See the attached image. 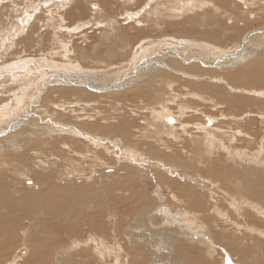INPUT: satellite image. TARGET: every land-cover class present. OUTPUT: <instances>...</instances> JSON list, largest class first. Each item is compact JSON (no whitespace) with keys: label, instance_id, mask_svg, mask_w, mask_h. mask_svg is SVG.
Here are the masks:
<instances>
[{"label":"bare ground","instance_id":"bare-ground-1","mask_svg":"<svg viewBox=\"0 0 264 264\" xmlns=\"http://www.w3.org/2000/svg\"><path fill=\"white\" fill-rule=\"evenodd\" d=\"M12 1L11 5H1L0 7V28L8 22V18H5L8 16L7 14L16 11L14 0ZM25 1L28 5L37 2L38 4L33 6L34 9H37L42 0H38L39 2L35 0ZM49 1L52 0H43V5L38 9L39 14L31 20L29 25L31 16L25 17V20L19 16L16 26L12 29L15 31L13 35H17L18 30H24L21 27L25 28L28 25L26 29L30 37L42 16L45 20V22L42 21V25L46 27L54 28L52 24L55 20H53L52 14L63 22L64 15L71 9L59 13L58 10L64 7V0H54L52 3ZM70 1L72 5L74 0ZM224 1L227 2L224 3ZM234 1L239 2L241 6L238 7L233 2L234 6L228 8L227 5L231 3L228 0L217 2L205 0L202 4L208 5V7L211 5V11L213 13L217 11L221 15L220 19L223 17L225 19L221 21L218 17L213 16L209 19L195 20L193 23L186 21L185 24L187 25L183 30L185 29L188 33L205 34L202 35L204 37L184 35L178 37L171 34L159 38L158 46L152 48L153 52L140 58L128 72L121 76H117L116 73L125 70V61L118 64L109 63L102 68H94L84 67L72 58L67 59V63H55L46 59H41L45 62H37L38 59H26L24 63L31 61L32 64L23 63L15 67L24 74V81L19 83L21 85V89L18 88L20 92L17 93L18 95L14 94L11 102L2 105L1 102L6 100L0 99V125L3 121L7 122L5 120H8L10 116L12 117L17 109L23 106L24 101L28 100L30 107L26 111L27 113L25 112L27 118L20 116L18 121L6 123L0 129V168L8 166L7 169L0 170V264H78L72 260L70 252L85 247L87 249H84L82 253L90 249L94 251V254L97 253L101 257L105 255L104 251L111 253L112 250L113 253H126L124 247H114L115 244H118V240L114 245L109 243L110 247H107L104 246L101 238H96L102 235L103 231L106 232L102 219L98 218L96 214L99 210V204H107V201H110V208L104 205L100 207L104 214L106 210L109 213L111 223L107 231L111 235L114 234L116 238L121 235L124 244H126L125 239H128L130 244L146 237H152L153 240L157 238V242H159L158 251H165L169 255H175L177 252L180 257L177 259L175 257L174 263L187 264L186 259L182 256L186 249L183 243L200 245L204 251L210 249L214 241L206 229L208 227L218 228L219 225H215L216 219H219L220 228L229 226L235 230L236 233L229 234V237L234 239L235 244L232 246L236 248L237 252H242L241 255L239 253L242 264L264 263V169H262L264 160H261L262 157L256 153L264 150L262 148L264 146V88L253 87L260 80L264 81V26L250 30L254 29L249 27L251 23L244 21L243 17L240 16L244 14L251 16L252 4H249L250 6L246 4L247 0ZM127 2L129 3L130 0ZM190 3L193 4L194 0L186 2L187 5L189 4L188 6H191ZM77 5L74 4L72 9L74 10ZM145 5L148 6L147 2ZM234 8L237 11L233 10ZM27 13H29L28 15L31 14V12ZM228 20L231 21L228 22ZM109 23L110 21L102 24L105 26ZM137 23L140 24L138 21ZM19 24L23 26L18 27ZM211 24H214L215 28L212 30L209 28L205 31L207 25ZM155 25L157 26L158 22H155ZM172 25L169 23V26ZM79 26L81 25L75 26L73 30L79 29ZM57 27L60 28L61 26L58 25ZM142 27L144 28L137 32L143 34L149 32V26ZM65 31L72 32L70 28H65ZM111 31L113 30L111 29ZM227 32H232V35ZM5 36L1 38V41L3 38L5 39ZM219 36L221 37L219 38ZM115 38L118 39L116 36ZM128 38L130 37L128 36ZM254 38L260 39L253 40ZM151 40L150 38L142 39L134 48L131 56L135 55L136 51H144L145 45ZM221 41L223 43L231 41V45L227 44L223 47ZM247 41H249V47L245 48L244 46V48L236 49L228 54L234 45L242 46L244 43L247 44ZM250 42H254L251 47ZM255 47L257 48L256 51L253 50ZM72 49H65V58H67V53L73 52ZM157 50L158 52L160 50L170 52V54L154 59L155 63L152 66L141 68L147 62H143L145 58L153 55ZM19 52L21 51L19 50ZM107 52L109 56L113 55L112 49H107ZM222 53H226L228 56L224 57L225 54ZM217 59H219L218 64L213 66L215 68L208 69L200 66L212 61L215 62ZM36 62L45 70L42 69L43 71H41V68L37 70L34 67ZM51 69H57V71L46 75L45 73ZM15 74L11 76L19 77L18 74ZM165 76H168L169 79L162 80L161 77ZM53 81H56L55 83L60 82L62 85L44 86L47 83L52 84ZM165 81L167 82L165 83ZM76 82L81 83L80 85L84 84L86 87L96 86L99 88L105 86L110 90L105 93L91 94L80 86L73 88L65 86L77 84ZM35 86L37 91L40 90L39 86L42 87L45 92L43 97L40 91L38 97H31V90ZM123 87L129 88L131 93L134 92L138 96H142V98L136 99V104L140 106L142 112H149L151 119L153 118L152 121L144 116L141 118L140 114L138 115L140 116L139 119L137 116L132 119L130 116H124V112L118 113V120H116L115 114L110 112L106 116L104 115L103 119L100 118V121H91V125L78 121L79 117L76 113L79 111L84 113V108H96L97 99L110 96L107 93L111 92L112 94V91H116L119 95V91ZM98 88L96 89L98 90ZM182 90L193 97L188 100L183 98L178 102L176 99L187 96L181 92ZM67 92H71L70 95H73V98L67 101L68 103L55 101L57 104H53L52 97L57 99L58 95ZM233 92L238 94H232ZM96 94L100 95L93 99ZM38 98L41 99L43 105L38 109H42L41 112L38 111V113L36 109L37 114L29 113L36 107ZM252 99L255 104L251 103ZM47 103L46 108L45 104ZM171 103L173 108L177 110L175 111L176 115H172L171 110H169ZM62 104H66L65 106L70 109L63 111ZM207 104L223 108L225 112L224 115H221L223 121L218 120L217 116L209 114L203 115L201 122L200 119L196 118V115L199 114L198 109L206 107ZM238 106L248 108L257 106L260 110L257 112L247 111L248 113H245L244 116H242L244 112L236 115L238 114L236 110ZM253 108L252 110H254ZM59 110H62L68 118L51 121L61 115ZM181 110H189V115L180 119L177 114L179 115V112L182 114ZM129 112L133 114V111ZM84 114L88 116L87 118L95 119V115L100 113L93 110V114ZM255 115L260 118V121L252 118ZM165 118H168V121L169 119L172 120L170 127L163 124ZM37 121H50V124L38 126ZM155 121L157 122L155 123ZM180 121L186 122L181 123ZM132 122L134 124H131ZM232 124L235 129L231 128L229 131L234 133L226 132V129ZM60 126L72 127L63 131ZM162 128L168 131L167 136H164L166 132ZM258 130L261 132L255 136ZM45 137L49 138L46 139ZM237 143L243 144V147L237 148ZM30 151L35 152L36 155H28ZM173 153H176L179 159L171 158V161L166 162L154 157L162 154V158L168 159L169 154ZM214 153L216 155H213ZM113 157L115 160L117 159L118 164L122 163L124 166L122 168L124 171L121 172L123 176L121 178L119 176V179L116 178L118 180L115 182H113V178L112 181H109L111 183H101L102 187L86 183L76 185L75 181L71 184L70 180L81 172L85 164H88L87 167L90 170L97 167L105 169L113 162ZM172 157L175 158V156ZM12 160L17 166L11 163ZM172 160L180 162L182 167L172 163ZM186 160L193 163L190 168L188 167L189 164L183 167L184 163H188ZM196 164L202 165L200 168L204 167V172L198 169ZM30 166L34 167V171L28 170ZM151 173L152 176L150 177ZM114 174L116 175V173ZM114 174H106L104 179L108 180L110 176L114 177ZM87 179L90 181L88 183H92L91 176H88ZM30 180L32 181L31 185L26 186L25 183ZM148 180L151 183L154 180L153 186ZM127 181L130 183L127 184ZM150 188L151 190H149ZM148 191L150 192L148 193ZM222 205L227 210H223L220 207ZM120 207H123L120 213L124 222L127 216L122 230L119 229L118 224V209ZM197 215L204 220L202 222L206 229L202 224H194L193 221ZM155 219L162 221V223L156 225ZM96 222H99L100 225ZM171 229L180 231L183 236H188L189 240L182 243L175 235L174 237L169 233ZM54 230L55 232L52 233ZM86 231L90 233L87 238H85ZM248 233L250 236H247ZM219 234L224 235V232ZM107 235L108 233H105V236ZM225 236L227 235L225 234ZM228 242L231 243L232 240ZM151 245L152 248L156 249V246ZM98 248L99 252L97 251ZM23 250L26 253L24 258L19 256ZM129 251L131 252V250ZM222 251L224 253V256L222 255L223 264L224 260L226 258L230 260L231 256L226 251ZM237 252L236 255H238ZM127 253L125 264H131L135 259H137L138 264H147L148 262H146L148 255H145V252H139L138 256L135 254L127 255ZM85 256L92 258L91 253ZM115 258L107 264H119L122 260L119 255ZM161 260L155 261L162 263L163 259ZM231 261L233 260L231 259ZM82 262L83 264L86 263L83 259Z\"/></svg>","mask_w":264,"mask_h":264},{"label":"rangeland","instance_id":"rangeland-1","mask_svg":"<svg viewBox=\"0 0 264 264\" xmlns=\"http://www.w3.org/2000/svg\"><path fill=\"white\" fill-rule=\"evenodd\" d=\"M35 1H38V0H35ZM53 1L54 0L49 1V2L52 3ZM189 1H193V0H133V1L130 0L129 3L127 2V0H105V1L104 0H74V3L71 5V1L70 0H64L63 1L64 2V7L62 9L58 10L59 13H61V12L64 13L65 11H68V10L71 9V11L67 12L64 15V21L63 22L59 21L60 19L58 17H56V15L52 14L51 16H52L53 20H55V22H53V24H52L54 26V28L53 27L52 28L51 27H46V26L42 25L43 22H45V20L43 19L44 17L42 16L43 18L41 17V20L37 23L38 28H37V25H36V28L33 29L34 33L30 34V37H29L26 28L32 22L31 20H33L34 17L39 14L40 11H38V9H40V6L43 5V0L41 1L40 5H39V7L37 9L33 8V6L37 2L32 4V5L29 3L30 5H28V3H26L25 0H14V3L16 5V11L14 10L13 12L7 14L8 16L5 17V18H8V22L6 23V25H4L5 27L3 26V27L0 28V74H1L0 75V83H1L0 84V99L1 100L2 99L6 100V101H2L3 103L1 102V104L5 105L6 103H9V101L11 102L12 99H13L14 94L18 95L17 93L20 92V89H21L20 88V86H21L20 84L24 81L23 80V78H24L23 75L24 74H22L21 70L18 69L19 70L18 71L15 67H18L20 64H23L24 60H26V59H38L37 62H45L44 60L42 61L41 59H46L48 61L55 62V63H64V62L67 63V59L72 58V59H75L77 62H79L84 67H94V68H102V67H105L104 65H107L109 63L118 64V63H122V61H125L124 62V65L126 66L125 70H121L118 73H116L117 76H121L125 72H128L131 69V67L136 63V61H138L140 58H143L146 55L151 54L153 52L152 48L158 46V39L159 38L170 36L171 34H173L175 36H178V37L179 36H183V35L184 36H194V37H198V36L204 37L202 35H205V34H199L198 32H195V33L189 32L188 33L185 29L183 30V28H186L185 25H187V24H185V22L188 21V23H193L195 20L198 21V20H201L202 18L203 19H209L211 17L213 18V16L214 17H218L220 19L221 15H219L217 11H215L213 13L211 11V9H212L211 5H209V7H210L209 8L208 5L202 4V2H204L205 0H194L193 4L190 3L191 6H188L189 4L188 5L186 4V2H189ZM217 1H221V0H207V2H217ZM228 1L231 2L228 5L226 4L228 6V8L234 6L233 2H235V4H237L238 7L241 6L240 3L237 2V1H234V0H228ZM12 2H13L12 0H2L1 3H0V7H1V5H8V4L11 5ZM76 2H78V3H76ZM146 2L148 4V6L145 5ZM226 2L227 1H224V3H226ZM74 4L75 5L78 4L79 6L77 5V7H76L77 9L75 8L73 10L72 6ZM103 4H105L104 6L106 8L103 6ZM109 4L110 5L112 4V5L110 6ZM246 4H248V5L252 4V15L249 16L248 14H244V15H242L240 17H243L244 21H249V23H251L250 24L251 26H249V27L254 28V29H250V30L259 29L260 27L264 26V0H247ZM112 6H113V8H112ZM146 6H147V8L145 9ZM43 7H42V9H44ZM206 7H207V9H206ZM50 9L52 10V8H50ZM144 9H145V11H144ZM99 10H101V12H99ZM233 10L237 11L236 8H234ZM27 12H31V14L28 15L29 13H27ZM216 12H217V14H215ZM128 14H130V15L128 16ZM45 15L47 16V14H45ZM19 16L20 17L22 16L21 19H23V20H25V17H27V16H31L32 18L30 19V21L28 22V25L25 28L21 27V26H23L21 24L18 25V27H21L24 30H21V31L18 30L17 31V35L15 34V36H16L15 37L13 35L15 33V31H12V29H13L14 26H16V24H17L16 21H18V17ZM156 16H157V18H155ZM224 19L225 18L223 17L220 20L222 21ZM106 21L107 22L110 21V23L112 22L113 25H112V23L111 24L109 23V25H105L104 26L103 24L107 23ZM137 21L140 22V24L137 23ZM230 21L231 20H228V22H230ZM155 22H158L157 26L155 25ZM82 23H84V24L82 25ZM169 23L173 24V25L169 26ZM177 23H179V24H177ZM181 23H183V24L180 25ZM57 24L59 26H61L62 29H64V30H62L61 27L58 28ZM150 24H152V25H150ZM78 25H81V26H79V29L73 30V29H75V26H78ZM142 26H145V27L149 26L150 27L148 29L149 32L145 33V34H143L142 32H137V31H139V29L144 28ZM110 27H112V28H110ZM65 28H70L72 32L68 33L67 31H65ZM213 28H215L214 24L207 25V27L205 28V31H207L208 29L212 30ZM58 29H61L62 31L61 30L58 31ZM111 29L113 31H111ZM247 29H249V28H247ZM247 29H245V30H247ZM245 30H243V31H245ZM7 31H8V33H7ZM2 32H4V34L1 35ZM199 32H201V31H199ZM61 33H62V35H61ZM201 33H203V32H201ZM227 33L229 35H232V32H227ZM237 35L239 36V33ZM3 36H5V39L3 38V41H1V38ZM64 36H66V37H64ZM115 36L118 37V39H116ZM128 36L130 38H128ZM220 37L221 36H219V38ZM144 38H150L152 40L148 44L145 45L144 51H140V52L136 51V53H134L135 55L131 56L132 52L134 51V48H136L138 43H140V41L142 39H144ZM258 39H260V38H254L253 40H258ZM5 42H7V43L5 44ZM230 42L225 41V43H223L221 41L220 43H222L223 44L222 46L224 47V45H227V44L231 45ZM247 42H246L247 44L244 43L242 46L241 45H239V46L238 45H236V46L234 45V47L231 48L230 51H228V54L232 53L236 49L239 50L241 48H244V46H245V48L249 47V41H247ZM252 44H254V42H250V47H251ZM28 45H30V46H28ZM37 45H39V46H37ZM10 46H11V49H10ZM73 46H74V49H72ZM63 48H64V50H63ZM66 48L70 49V50L71 49L73 50V52L71 54H70V52L67 53V58L64 57V54H66V52H64ZM107 49H112L113 50V55L112 56H109V54L107 52ZM19 50L22 53L19 52ZM60 50H62V51H60ZM253 50L256 51L257 48L255 47V48H253ZM166 54H170V52H166V51L164 52V51H161V50L158 52V50H157V52H155L153 55L146 57L144 61L142 60L143 62H145V61H147V62L144 63L141 66V68H145V67L154 65V63H155L154 59L161 58L163 55H166ZM222 54H225L224 57L228 56V54H226V53H222ZM23 57H26V58H23ZM175 58H176V60H178L177 57H175ZM218 60L219 59H217L215 62L212 61V62H209L208 64H203V66L202 65H200V66H201V68H208V69L215 68L213 66L218 64V62H217ZM37 62L34 64L35 65L34 67H36L37 70H39L40 68H41L40 69L41 71L45 70V68H42V66L40 64H38ZM24 64H32V63H31V61H28V63H24ZM134 70H136V68H134ZM7 71H8V73H6ZM55 71H57V69H51V70L47 71L45 74L48 75L50 73H54ZM13 73L14 74L16 73L15 75L18 74L19 77H17V76L12 77L11 75H14ZM9 74H10V76H9ZM15 78H16V80H15ZM161 79L165 80V79H169V77L165 76V77H161ZM11 81H12V83H11ZM25 81H27V80H25ZM55 82L56 81H53L52 84L51 83H49V84L47 83L44 86H50V85H60L61 86L62 85V83H60V82L59 83H55ZM166 82L167 81H165V83ZM80 84L81 83L72 84V85H65L64 84V85L72 87V88L80 86V87H83L84 90H86L87 92H89L91 94L105 93V92L110 90V88H107L105 86L98 88L96 86H94V87H92V86L86 87V86H84V84H82V85H80ZM89 87H91V88H89ZM253 87H257V89L258 88H264V81L260 80L258 82V84H256ZM18 88H20V89H18ZM96 88H98V90ZM9 89H10V91H9ZM39 89H40L39 91L42 92L41 96L43 97V95H45V92L42 90L41 86H39ZM89 89H91V90H89ZM105 89H108V90H105ZM11 91H13L14 93L11 92ZM39 91H37V88L35 86L31 90V97L32 98L38 97L39 93H40ZM183 91L184 90H182L181 92L183 94H185V96L186 95L187 96L186 97H182V98L180 97V99H176L178 102L183 100V98H186V100H188V99L193 97L191 94H186ZM181 92H178V93H181ZM70 93L71 92H67L66 94L58 95L57 99L52 97V101H54L53 104L54 103L57 104L55 101H63L64 103H68L67 101H69V100H71L73 98V95H70ZM107 94H110L111 97L107 96L106 98L97 99L98 103L96 104V108H94V107H92L94 109H92V108L85 109L84 108V110H85L84 113H86V114L87 113L93 114V110L95 112H99L100 114H96L95 115V117H94L95 119L87 118L88 116H85V114L82 111H79L80 112V113L78 112L79 114L76 113L77 117H79L78 121L84 122V124H86V125H91V121H100L101 120L100 118L103 119L104 115L106 116V114H108L110 112L111 113L113 112V114H115L114 116H115L116 120H118V113H120V112H124V116H126V115L130 116L132 119H134L135 116H137L138 119L140 118V116H141V118H142V116H144V117L149 118L148 119L149 121L153 120V118L151 119L150 114H149L148 111L142 112V110L140 109V106L138 104H136V101H137L136 99H140V98H142V96H138L134 92L133 93L129 92V88H126V87L125 88L124 87L121 88L120 91H119V95L117 94L116 91L115 92L112 91V94H111V92L107 93ZM232 94H238V93L237 92H233ZM97 95H100V94H96L93 99H96ZM4 96H6V97H4ZM244 96H247V95H244ZM247 97H252V96H247ZM39 98H38L39 101L37 100L36 107L33 108L34 111L32 109V110L29 111V113L37 114L35 112L36 109H37V112L38 111L41 112L40 110H42V109L38 110L40 108V106L42 105L41 104V99H39ZM89 99H91L90 96H89ZM102 99H103V101H102ZM252 102L255 104L253 99L251 100V103ZM118 103H120V104H118ZM155 103H156V100H155ZM175 104H176V102H175ZM22 105L23 106L21 108H18L17 112H15L12 115V117L10 116L11 118L9 117L8 120H5L7 122H4V121H3L4 123L2 122V124L0 125V129L3 127L2 125H6V123H9L11 121H18L20 116H22L23 118H27L26 115H25V112L30 107V106H28V105H30L29 101L28 100L24 101V103ZM45 105H46V108H47L48 103L45 104ZM65 105L66 104H62L61 105L63 111L70 109L69 107H67ZM137 105H138V107H137ZM154 106H156V104H154ZM173 107L174 106L171 103L169 105V110H171L172 115H176L175 111H177V110H175ZM253 107H257V106H253ZM253 107H249L250 108L249 109L246 106H243V107L242 106L241 107L238 106V109L236 108L238 114H236V115H240V113L242 114L244 112L242 114V116H244L245 113H248L247 111L257 112L258 110H260L259 107H257V108H253ZM171 108H173V109H171ZM252 108L254 110H252ZM114 110H116V111H114ZM63 111L59 110L61 115L58 116V118H53L51 121L66 120L68 117H66L63 114L64 113ZM129 111H133V114H131ZM183 111L181 110L182 114L178 111L179 115L177 114V116H179L180 119L181 118H185L186 116L189 115V112H188L189 110H183ZM115 112H117V113H115ZM198 112H199V114L196 115V118L200 119V122L202 121V116L205 115V114L217 116L218 120L221 119L222 121H223V119H222L221 115L225 114V112H224L222 107L213 106L211 104H207L206 107L204 106V107L198 109ZM66 114H68V113H66ZM139 114H140V116H138ZM256 114H258V113H256ZM71 116L73 117L74 115H71ZM48 118H50V117H48ZM168 118L163 119V121H164L163 124L166 127H170V125L172 124V120L169 119V121H168ZM252 118H254L257 121H260V118H258V116H256V115H255V117H252ZM45 119H47V118H45ZM104 120H105V118H104ZM221 120H220V122H222ZM33 121H36V120H33ZM140 122H142V121H140ZM156 122L157 121H155V123ZM180 122L181 123H185L186 121H180ZM41 124H50V121H37V125L38 126H40ZM131 124H134V122H132ZM71 127L72 126H67V127H61L60 126V129L63 130V131H67V130L71 129ZM57 128L59 129V127H57ZM231 128L235 129L233 124L230 125L228 127V129H226V132L228 131L230 133H234L232 131H229V130H231ZM162 129H163V131L166 132L164 134V136H167L168 135V131H166L164 128H162ZM191 132H192V130H191ZM260 132L261 131L258 130L257 133L255 134V136L258 135ZM45 138L48 139L49 137H45ZM43 139H44V137H43ZM180 140H181V138H180ZM236 145H237V148L238 147L239 148L243 147V144L241 145L240 143H237ZM262 148L264 149V146ZM262 148H260V149H262ZM139 150H141V149H139ZM149 152L152 153L151 151H149ZM259 152H261V153L259 154ZM259 152L257 151L256 153H258V155H260L262 157L261 160H264L263 159L264 158V156H263L264 150L263 151H259ZM262 152H263V154H262ZM31 154H32V156L36 155L35 152L34 153L32 151L28 152V155H31ZM169 155L171 157L169 156L168 159L162 158L161 157L162 154H158V156H154V157L156 159H160V160H163V161H166V162L171 161V158L174 159V160L179 159V156L177 157L176 153L169 154ZM213 155H216V154L214 153ZM172 156H175V158L172 157ZM112 161L113 162L108 165V168H105V169L104 168L100 169V168L97 167V168H95L93 170H90L87 167L88 164L87 165L85 164L84 167H82V170H83V171L81 170L82 173L81 172L78 173V175L75 176L74 179L70 180L71 184H73L74 181H75L76 185H80V184H85L86 183V184H93V185L96 184V185L102 187V184L105 183V182L111 183L109 181L111 179H113V178H114L113 182H115V180L119 179V176H120V178H121V176H123L121 172L124 171V170H122V168H124V166H123L122 163L118 164L117 159L115 160L114 157H113ZM184 162H185V160H184ZM186 162H188V163H184L183 167H185V165L189 164L188 167L190 168L191 165L193 164L192 162L190 163L187 160H186ZM11 163L14 166H17V164L14 163L13 160L11 161ZM172 163H174L176 165L178 164L177 165L178 167H182L181 166L182 164L180 165V162L172 160ZM197 166L199 167L198 169H201L200 167L202 165L198 164ZM7 167L8 166H4V167L0 168V170L1 169L5 170V168L7 169ZM31 169H32V171H34V167L33 166L32 167L30 166V168L28 170L31 171ZM203 169H204V167L201 169L204 172ZM262 169H264L263 166H262ZM18 173H19V171H18ZM111 173H113V174L116 173L117 177L114 174V177L110 176L108 180H105L104 177L106 176V174H111ZM186 174H188V173H186ZM193 175H194V173H193ZM88 176H91L92 183H88V182H90L89 179H87ZM149 176L151 177L152 173ZM201 177H203V176H201ZM116 178H118V179H116ZM203 178H206V177H203ZM102 180H103V182H102ZM188 180H190V179H188ZM31 183H32V181L30 180V181H27L25 183V185L29 186V185H31ZM129 183L127 181V184H129ZM125 184H126V182H125ZM150 184H151V186H153L154 180H152V183L150 182ZM149 190H151V188ZM149 192L150 191H148V193ZM106 203L107 204H105V203L99 204V210L97 211V214H96L98 216V218L102 219V222L104 223L103 227L106 230V232L103 231L102 235H99V237L98 236L96 237V238H101L103 240L104 246L110 247L109 243L114 245L116 240H118L119 241L118 244L114 245L115 248L117 246L124 247L126 253L128 252L127 255L135 254L136 256H138L137 254L139 252L140 253H144L145 252V255H148V257L146 258V262L148 261L149 263L147 262V264H150V263L151 264H155V263L156 264H175L173 260H174L175 257H176V259L180 257L178 255V253L175 252V255L174 254H172V255L170 254L169 255L165 251H158L157 248H158L159 242H157L158 241L157 238H155L154 240L152 239V237L151 238L150 237H146V238L141 239V240L138 239V240H135L133 242L134 244L133 243L129 244L130 241L128 239H125L126 244H124V242H122L121 235H118L117 238H116V236L114 234L111 235L110 232L107 231V229L110 227L109 224L111 223L109 221V218H110L109 217V213H107V210H106V212L104 214V212L100 210V207H103V205L110 208V201H107ZM118 206H121V204H118ZM220 207H222L223 210H227V208L224 205H222ZM122 209H123V207H120L118 209V215H119V219H120V221L118 219V224H119V229L120 230H122L123 224L126 223V217H127V216L125 217V222L121 219L120 211ZM172 209H174V208L172 207ZM260 218L261 217L259 216V219ZM129 219H130V217H129ZM216 220H215L216 221V225L215 226L219 225L218 228H214V227L210 228V227H208L207 229H206V226H204V224L202 222L204 220L201 217L199 218L198 215H197V218H195L194 221H193L194 224H196V225H197V223H199L200 225L202 224L203 227L206 229V231L207 232L209 231L208 233L211 234L210 237L211 238L213 237L212 239H213L214 243L216 244V242H217L216 245L213 243L214 247L210 246V249L205 250V251L202 248V246H200V245H196V244L192 245V243L190 245V244L183 243V242H187L189 239H188V236H183V234L180 231H177V230L173 231V229L169 230L170 234H172L173 236L175 235L178 238V240L182 241V243L184 244L186 249L183 251V255L182 256L184 257V259H186L185 262L187 264H222V261H223L222 255L224 256V253H223L222 250H224L227 253H229V255L231 256L230 258L234 261V262L231 261V259L227 260V258H226L224 260L225 262L223 264H235V263L236 264H242V260L240 259V256H239V253L241 255L242 252L241 251L237 252L236 248L234 246H232V245L235 244L234 239L232 237H229V234L232 235V233H236L235 230L233 228L229 227V226L228 227H224V228L223 227L220 228L221 224L218 222L219 219H216ZM154 222H155L156 225H160L162 223V221H160L158 219H155ZM96 223L99 224V222H96ZM256 223L259 224L258 222H256ZM256 223H254V224H256ZM199 224H198V226H199ZM225 228H226V230H225ZM239 231L242 232L243 230H239ZM54 232H55V230L52 231V233H54ZM220 232H224V235H220L219 234ZM85 233H86L85 238H87L90 233L88 231H86ZM105 233H108V235L105 236ZM225 234L227 236H225ZM216 235H217V237H216ZM218 235H219V237H218ZM220 236H222V237L220 238ZM247 236H250V233H248ZM223 237L224 238L226 237V239H224ZM219 238L221 239L220 241H219ZM230 239L232 240L231 243L228 242V241H231ZM182 243H180V245H182ZM219 243H221L220 244L221 246L219 245ZM151 244L156 246L157 250L155 248H152ZM129 246H130V248H129ZM145 248H147V249L145 250ZM159 248H161V247H159ZM263 248H264V246H263ZM84 249H87V247L79 248V249H76V250H73V251L70 252V257L72 258V260L74 262H76L78 264H83V262H82V259H83L86 262L85 264H97V263L98 264H107V263H111L112 260H115L116 259L115 257H117L118 255L122 259V260H120L119 264H125V261L127 260L126 253H123V252L122 253L121 252L113 253L112 250H111V253H110V252L104 251L105 255L103 257H101L97 253L94 254V251H92L90 249L89 250H85L82 253V251ZM202 249H203V251H201ZM129 250H131V252ZM23 251H21L22 254L19 255L22 258H24L26 256L25 251L24 252ZM97 251L99 252V248H98ZM236 252L238 253V255H236ZM89 253H91V256H92L93 259L91 257L87 258L85 256V255H87ZM248 254H250V252H248ZM251 254H253V252H251ZM183 257H181V258H183ZM159 259L160 260L163 259V262L162 263L156 262ZM170 259L173 261V263H172V261ZM133 261L134 262H132L131 264H138L137 259H135ZM113 264H115V263H113ZM260 264H264V263L261 262Z\"/></svg>","mask_w":264,"mask_h":264}]
</instances>
